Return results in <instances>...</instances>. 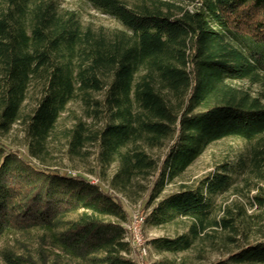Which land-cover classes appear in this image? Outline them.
<instances>
[{"label":"trees","instance_id":"16d2710c","mask_svg":"<svg viewBox=\"0 0 264 264\" xmlns=\"http://www.w3.org/2000/svg\"><path fill=\"white\" fill-rule=\"evenodd\" d=\"M87 1L123 28L83 25L54 0H0V132L22 125L26 141L24 153L0 142V242L18 237L0 252L5 264H135L123 201L41 165L76 101L85 115L63 132L66 154L80 158L95 146L100 175L115 166L120 190L157 176L145 227L185 224L152 240L156 251L187 252L223 232L224 257L212 264H264V188L250 218L239 206H215L232 186L228 163L162 196L226 139L251 145L239 168L249 161L264 179V101L236 85L264 88V0ZM32 88L35 105L25 113ZM100 116L93 130L88 121ZM165 146L155 159L151 152Z\"/></svg>","mask_w":264,"mask_h":264},{"label":"rangeland","instance_id":"374dc122","mask_svg":"<svg viewBox=\"0 0 264 264\" xmlns=\"http://www.w3.org/2000/svg\"><path fill=\"white\" fill-rule=\"evenodd\" d=\"M60 8L73 11L77 14L79 20L83 25H92L94 27H105L108 29H122V25L114 18L107 16L96 10L87 0H54ZM239 87L249 89L255 95H261L264 101V88L259 85H252L247 82L237 83ZM36 90L31 89L29 97L24 104V112H30L35 105ZM100 98L99 95H95ZM68 111L64 114L57 138L49 143V153H46L44 164L45 167L59 169L73 175H82L88 178L92 183L101 184L105 188H110L116 196H118L124 203L126 209L129 211L131 217L137 209L147 217L149 210H144L147 200L151 194L152 184L155 182L157 176L150 177L148 180L135 179L125 190H120L112 185L113 177L116 173L115 166L103 169L100 171L95 163V156L97 149L95 146L88 144L83 151V155L79 158L69 157L66 154V140L63 136L64 130L71 128L74 125L76 117H84V108L80 101L73 102ZM104 116L95 119L93 122V130H96L103 124ZM0 142L7 147L23 152L25 148V137L22 125H16L10 132H0ZM251 145L244 142L226 139L212 144L205 153L191 166L185 175L177 180L175 183L169 184L163 192V197L172 192H175L182 183L193 184L201 178L215 171L220 164H229L230 174L233 181L232 186L228 192L218 195L215 198V206H230L236 210V206L244 208L250 217L257 214L259 210L254 207L253 196L259 194L260 189L264 188V179L259 177L255 168L249 163V166L241 169L238 165V160L241 156H248ZM169 148L167 146L155 149L151 152L153 157L162 161L168 154ZM248 160V157L246 158ZM38 164V160H34ZM221 214V213H220ZM184 223L176 221L165 227L147 226L144 228V238L150 245L149 259L150 264H212L216 260L224 257L223 246L224 236L223 232H211V239L199 241L196 245L187 252L169 253L158 252L151 245L152 240L159 237H170L177 233L183 232ZM18 237L10 236L4 238L0 242V252L8 245L13 244ZM210 242H214V248ZM0 264H5L0 255Z\"/></svg>","mask_w":264,"mask_h":264},{"label":"built area","instance_id":"2783aa9c","mask_svg":"<svg viewBox=\"0 0 264 264\" xmlns=\"http://www.w3.org/2000/svg\"><path fill=\"white\" fill-rule=\"evenodd\" d=\"M145 223L146 216L137 209L130 222L125 225L127 230L125 240L131 245L133 251L128 257L134 260L135 264H150L148 262L150 245L143 234Z\"/></svg>","mask_w":264,"mask_h":264}]
</instances>
